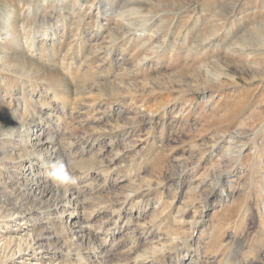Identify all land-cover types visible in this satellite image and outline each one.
Masks as SVG:
<instances>
[{"label":"rangeland","instance_id":"374dc122","mask_svg":"<svg viewBox=\"0 0 264 264\" xmlns=\"http://www.w3.org/2000/svg\"><path fill=\"white\" fill-rule=\"evenodd\" d=\"M48 3L0 0V140L58 126L92 230L63 246L57 216L12 213L34 205L12 143L0 264H264V0Z\"/></svg>","mask_w":264,"mask_h":264},{"label":"bare ground","instance_id":"6f19581e","mask_svg":"<svg viewBox=\"0 0 264 264\" xmlns=\"http://www.w3.org/2000/svg\"><path fill=\"white\" fill-rule=\"evenodd\" d=\"M50 1H52V0H43L44 5H45V3H48ZM221 12H223V10H221ZM215 14H216L215 16L220 15L218 12H216ZM223 20H226V19H223ZM5 26H3V27H5ZM258 26H260V25H258ZM258 26H257V28H258ZM225 31H226L227 37L230 38V36H231L230 30H225ZM249 31L250 30L244 29L245 33H249ZM251 33H252V31L250 32V34ZM217 35H218V32L216 34H214L213 37L215 38V37H217ZM9 37H10V35H9ZM210 44H211V42H210ZM218 44H219V42L217 40L215 42L213 41L211 47L214 48ZM261 47H264V40L261 41ZM244 49L247 50L245 43L242 45L241 50H244ZM249 51L253 52L256 50L249 49ZM261 51H263V50L261 49ZM54 112L55 111L52 110V111H50V114L54 115ZM58 119L60 121V118H58ZM10 125H12L11 130H13V131H10V132L7 131L9 133L4 135V137H3V139H5V140L4 141L0 140V154L7 155L9 152L11 153L12 151L11 150L9 151V147H11L12 143H17V146L21 148L23 155L19 156V160L21 159V161L24 164L28 165L25 167L24 170H26V172H29V174L26 176V182L22 186L23 188H21V187H18V188H20V190H23L22 192L21 191H19V192L23 193L22 196L25 200L32 199V201L34 202L33 207H30L25 212H21V210L19 209V206L13 205L12 206V210H13L12 213L16 214L17 216L20 215L23 217L31 211H33V212L37 211L39 213H42V215L57 216L60 219L59 224H60V227H61L62 232L64 234H63V238H61L60 235L54 234L52 239L55 242L62 241L63 246H65V244H67V243L68 244H74V241L77 242V240H83L84 241L85 238H88L91 235L92 229H91V227H89L85 224L87 222L82 220V218L80 217L81 215H79L77 213V211H79V207H78L79 202L77 201L78 196L75 195L73 190L71 191V190L64 189L63 187H60V185L58 183L59 180L54 178V176L52 175V173H54V172L62 175V172L64 170H66V166L70 160L69 154L66 153V151L64 150V148L62 147L60 142L57 141L56 136H55V138L54 137L52 138V137H47L46 135H44V132L47 130H49L53 134H56V132L59 131L60 128L56 125H53V126L52 125H48V126L38 125L34 129L35 131H32V129H29V127H27V129L26 128L23 129L24 126H22V124L17 123L15 121ZM38 132H40V133L38 134ZM47 135L50 136V134H47ZM1 141H3V142H1ZM28 147H32L33 150L27 151ZM239 155H240V152H237V154L234 156L237 157ZM3 188L4 187L0 184V190H1L0 191V202L1 203L8 202L10 200V198L12 197V195L14 194L12 191H5ZM50 202H53L52 206H49L48 203H50ZM113 213H115V212H113ZM58 218H56V219H58ZM117 219H118V221L120 219V217L118 215H117V218L114 220V225H113V229H111L110 236H113L115 233H118L122 229V227L117 226V224H118ZM70 237H73L72 238L73 240H68ZM41 240L49 241V240H51V237L48 238L46 236H42ZM40 246H42V245H40ZM67 253H68V251H67ZM86 254H88V253H86ZM68 255L83 259V253L80 250L75 251L74 253L68 254ZM85 263L86 262H84V264Z\"/></svg>","mask_w":264,"mask_h":264},{"label":"clouds","instance_id":"9594fccd","mask_svg":"<svg viewBox=\"0 0 264 264\" xmlns=\"http://www.w3.org/2000/svg\"><path fill=\"white\" fill-rule=\"evenodd\" d=\"M52 175H53L54 178H56V179H60V180H67V179H68L67 176H66V174H65L64 176H61L60 174L54 172V173H52ZM72 182H74V181H72Z\"/></svg>","mask_w":264,"mask_h":264}]
</instances>
